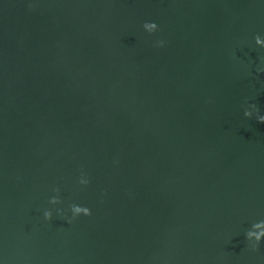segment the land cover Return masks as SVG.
<instances>
[{"label": "water", "instance_id": "obj_1", "mask_svg": "<svg viewBox=\"0 0 264 264\" xmlns=\"http://www.w3.org/2000/svg\"><path fill=\"white\" fill-rule=\"evenodd\" d=\"M257 34L261 0H0L5 264H264Z\"/></svg>", "mask_w": 264, "mask_h": 264}, {"label": "clouds", "instance_id": "obj_2", "mask_svg": "<svg viewBox=\"0 0 264 264\" xmlns=\"http://www.w3.org/2000/svg\"><path fill=\"white\" fill-rule=\"evenodd\" d=\"M264 2V0H261ZM143 31L148 34H153L159 31V25L155 21H145L142 24ZM255 44L258 47H264V38L261 35L257 34L255 37ZM165 44L164 40L156 41V47H163ZM258 72H264V68H258ZM244 116L247 118H252L253 116L259 123H264V113H261L260 110L257 108L255 104H248V106L244 110ZM81 183H86L85 181H81ZM57 198H52L50 203L56 204L58 203ZM59 214V213H58ZM91 209L88 207H82L79 205H73L71 207V217H79V216H90ZM43 218L45 220H50L52 218V211L45 209L43 211ZM245 239L248 241L249 246L252 249H255L257 246L264 241V221L259 223L253 224L246 232H245ZM0 264H5L4 260L0 258Z\"/></svg>", "mask_w": 264, "mask_h": 264}]
</instances>
